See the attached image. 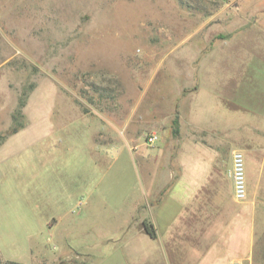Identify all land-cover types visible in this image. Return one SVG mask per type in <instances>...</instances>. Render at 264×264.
<instances>
[{
	"label": "rangeland",
	"instance_id": "rangeland-1",
	"mask_svg": "<svg viewBox=\"0 0 264 264\" xmlns=\"http://www.w3.org/2000/svg\"><path fill=\"white\" fill-rule=\"evenodd\" d=\"M241 31L261 42L264 0H0V264H61L65 240L82 239L73 223L88 188L122 206L135 186L150 205L156 186L171 192L165 171L186 135L179 102L196 67L234 72ZM239 152L245 196L234 193L232 155L221 186L243 203L250 235L255 185Z\"/></svg>",
	"mask_w": 264,
	"mask_h": 264
},
{
	"label": "crops",
	"instance_id": "crops-1",
	"mask_svg": "<svg viewBox=\"0 0 264 264\" xmlns=\"http://www.w3.org/2000/svg\"><path fill=\"white\" fill-rule=\"evenodd\" d=\"M256 35L236 34L234 72L196 67L195 88L179 102L186 135L182 131L177 138V158L165 171L175 179L173 190L160 195L156 186L158 195L150 205L147 187L135 186L122 206L101 194L95 198L88 188L87 210L73 223L82 239L65 240L61 264H264V67L259 65H264V34L261 42ZM213 135L222 143H212ZM233 150L244 153L247 179L255 185L250 235L243 203L221 186L229 176ZM106 152L93 153V159ZM135 155L130 151L131 159ZM148 220L154 239L145 232ZM64 228V237L71 238L72 229Z\"/></svg>",
	"mask_w": 264,
	"mask_h": 264
},
{
	"label": "built area",
	"instance_id": "built-area-1",
	"mask_svg": "<svg viewBox=\"0 0 264 264\" xmlns=\"http://www.w3.org/2000/svg\"><path fill=\"white\" fill-rule=\"evenodd\" d=\"M155 135L150 134L149 141H153ZM232 177L234 183V193L237 198H243L245 196V171L243 154L239 151H235L232 154ZM233 264H238L234 262Z\"/></svg>",
	"mask_w": 264,
	"mask_h": 264
},
{
	"label": "trees",
	"instance_id": "trees-1",
	"mask_svg": "<svg viewBox=\"0 0 264 264\" xmlns=\"http://www.w3.org/2000/svg\"><path fill=\"white\" fill-rule=\"evenodd\" d=\"M21 107H22V103H20L19 105V108L17 109L16 111V114L17 115H20V111H21ZM144 228H145V231L150 235V236H154V231L153 229L151 228V226H148L144 223ZM2 264H21V263H17L15 261H5L4 263Z\"/></svg>",
	"mask_w": 264,
	"mask_h": 264
}]
</instances>
